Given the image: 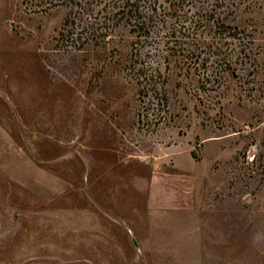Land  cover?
Returning a JSON list of instances; mask_svg holds the SVG:
<instances>
[{
    "label": "rangeland",
    "instance_id": "obj_1",
    "mask_svg": "<svg viewBox=\"0 0 264 264\" xmlns=\"http://www.w3.org/2000/svg\"><path fill=\"white\" fill-rule=\"evenodd\" d=\"M251 4L239 97L215 102L189 75L158 110L119 62L57 47L63 8L0 0V264H264V0Z\"/></svg>",
    "mask_w": 264,
    "mask_h": 264
},
{
    "label": "trees",
    "instance_id": "obj_2",
    "mask_svg": "<svg viewBox=\"0 0 264 264\" xmlns=\"http://www.w3.org/2000/svg\"><path fill=\"white\" fill-rule=\"evenodd\" d=\"M34 11L63 8L57 47L77 57L94 51L119 62L140 96L158 110L171 102L174 79L193 75L214 101L239 97L233 54L255 44L251 0H28ZM246 5L243 25L241 6ZM244 12V13H245ZM247 19L249 22H247ZM252 26V27H250ZM227 44V45H226ZM227 46L225 49L224 47ZM149 118V113L145 115ZM167 115L157 113L158 124Z\"/></svg>",
    "mask_w": 264,
    "mask_h": 264
}]
</instances>
